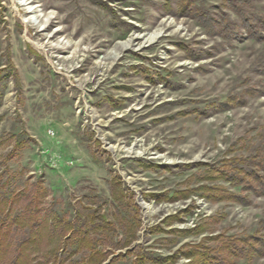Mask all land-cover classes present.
Masks as SVG:
<instances>
[{
  "label": "rangeland",
  "instance_id": "obj_1",
  "mask_svg": "<svg viewBox=\"0 0 264 264\" xmlns=\"http://www.w3.org/2000/svg\"><path fill=\"white\" fill-rule=\"evenodd\" d=\"M3 196L34 262L264 264V0H0Z\"/></svg>",
  "mask_w": 264,
  "mask_h": 264
},
{
  "label": "trees",
  "instance_id": "obj_2",
  "mask_svg": "<svg viewBox=\"0 0 264 264\" xmlns=\"http://www.w3.org/2000/svg\"><path fill=\"white\" fill-rule=\"evenodd\" d=\"M12 202V199L10 201L9 198L4 196L0 198V264H45V262L40 261L34 262L33 258H30L31 251L41 244L42 238L38 232L33 230L30 237L20 240L17 244L13 243V238H11L13 226H20L25 224V222H30L34 217L31 216L30 213H15L11 215L10 209L5 212V206H12ZM81 244H85L86 248L90 251L88 259L82 258L78 261H74L72 264L92 263V259L97 257V255L101 256L100 260L102 259L103 252H100L96 248L98 241L91 238H88L87 241L82 239ZM79 248H82V245H79L78 249ZM51 254H53L55 259L57 258L56 253L52 252ZM206 261L209 262V264H212V262L220 264L219 258L211 256H206L205 262Z\"/></svg>",
  "mask_w": 264,
  "mask_h": 264
},
{
  "label": "bare ground",
  "instance_id": "obj_3",
  "mask_svg": "<svg viewBox=\"0 0 264 264\" xmlns=\"http://www.w3.org/2000/svg\"><path fill=\"white\" fill-rule=\"evenodd\" d=\"M30 8H31V11L29 10L28 12H35V9H32V7H30ZM159 37H160L159 31L158 32L157 31L151 32V33L147 32V33H143L142 35H140V34L139 35H133V36L129 37L127 40H123V41L119 42V45H120L119 47L125 48L126 46H128V43H130L131 40L134 41L135 39H138V38H140V39L142 38L143 40H145V43L151 44L152 42H154L155 39H157Z\"/></svg>",
  "mask_w": 264,
  "mask_h": 264
}]
</instances>
